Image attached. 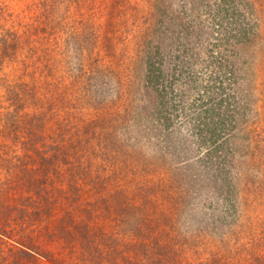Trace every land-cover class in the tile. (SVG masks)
I'll list each match as a JSON object with an SVG mask.
<instances>
[{"label": "rangeland", "instance_id": "1", "mask_svg": "<svg viewBox=\"0 0 264 264\" xmlns=\"http://www.w3.org/2000/svg\"><path fill=\"white\" fill-rule=\"evenodd\" d=\"M225 1L253 25L227 209L143 61ZM0 264H264V0H0Z\"/></svg>", "mask_w": 264, "mask_h": 264}, {"label": "trees", "instance_id": "2", "mask_svg": "<svg viewBox=\"0 0 264 264\" xmlns=\"http://www.w3.org/2000/svg\"><path fill=\"white\" fill-rule=\"evenodd\" d=\"M216 13L220 23L214 26L220 30L212 36L202 33L207 23L196 25L198 32L192 30L193 26H185L176 34L174 43L148 46L143 61L147 86L153 87L161 107L168 113L179 108L184 114V120L176 125L177 132L186 133L182 135L183 143L189 140L198 146L199 158L194 163L201 169L191 175L190 185L196 189L203 179L213 180L214 190L223 198L222 207L227 209L232 205L226 203V194L235 187L229 163L235 150L230 145L250 102L244 92L242 65L237 63V57L243 52L253 25L238 3L234 6L227 1L220 3ZM175 97L179 104L173 105ZM175 123L171 121L174 126ZM150 201V206L158 205L153 197ZM157 245L149 248L155 250Z\"/></svg>", "mask_w": 264, "mask_h": 264}]
</instances>
